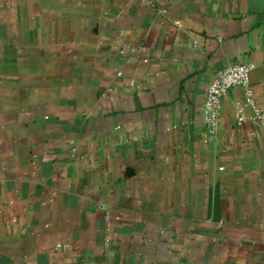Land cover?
Here are the masks:
<instances>
[{"label": "crops", "instance_id": "1", "mask_svg": "<svg viewBox=\"0 0 264 264\" xmlns=\"http://www.w3.org/2000/svg\"><path fill=\"white\" fill-rule=\"evenodd\" d=\"M0 264H264V0H0Z\"/></svg>", "mask_w": 264, "mask_h": 264}, {"label": "built area", "instance_id": "2", "mask_svg": "<svg viewBox=\"0 0 264 264\" xmlns=\"http://www.w3.org/2000/svg\"><path fill=\"white\" fill-rule=\"evenodd\" d=\"M252 69L251 64L241 62L228 64L217 73L216 78L209 85L203 104V118L210 137H214L218 131L222 98L232 88H246L247 102L252 103L253 95L249 89ZM257 115L259 119L262 118L259 112ZM242 122L243 118L241 117L239 124Z\"/></svg>", "mask_w": 264, "mask_h": 264}]
</instances>
